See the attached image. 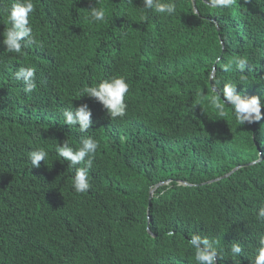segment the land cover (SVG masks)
<instances>
[{"label": "trees", "instance_id": "trees-1", "mask_svg": "<svg viewBox=\"0 0 264 264\" xmlns=\"http://www.w3.org/2000/svg\"><path fill=\"white\" fill-rule=\"evenodd\" d=\"M34 2L38 44L19 54L0 44V264H195L192 234L220 240L218 264H235L227 249L238 240L240 264H250L264 232V119L239 126L208 97L231 79L264 99V0L223 10L176 0L173 16L148 11L146 20L141 0ZM93 6L104 21L86 19ZM8 26L0 12V33ZM234 55L248 57L243 80L221 71ZM23 66L37 69L35 92L14 78ZM114 75L130 90L127 115L112 119L78 93ZM70 102L91 109L87 133L64 124ZM84 135L99 148L79 194L55 145L79 147ZM41 146L49 155L32 168L28 153Z\"/></svg>", "mask_w": 264, "mask_h": 264}, {"label": "clouds", "instance_id": "clouds-1", "mask_svg": "<svg viewBox=\"0 0 264 264\" xmlns=\"http://www.w3.org/2000/svg\"><path fill=\"white\" fill-rule=\"evenodd\" d=\"M210 7L218 9H229L237 4V0H205ZM250 0H245L249 3ZM3 3V0H0ZM142 11L145 13L141 19H147V12L153 11L157 14H165L173 16L176 13V0H141ZM36 4L34 0H12V3L0 8V12L6 15L8 27L2 35L0 44L4 46L7 53H21L22 49L27 45L38 44L37 34L34 32L30 22L32 14L35 12ZM106 13L103 7L93 6L88 9L86 19L90 23L104 21ZM223 48V44H221ZM217 63H220V57H217ZM235 68L240 75V79H245L246 70H250L249 60L246 55H234L226 63L221 64V71L229 73ZM35 66L20 67L14 73L17 81H23L25 93L35 92L37 89ZM216 72L213 65L212 73ZM212 77L209 83H212ZM238 83L234 80H228L223 83L222 88L212 83V95L208 97V102L220 117L228 115L226 106H230L232 114L235 117L237 125H251L259 123L264 119L261 109L264 108V99L261 96L243 95L237 91ZM130 85L124 75H114L109 78L101 79L94 85L82 88L78 97L88 96L94 98L106 110L108 116L112 119L123 118L127 115L126 95L129 93ZM197 95L203 96V90H198ZM78 98V99H79ZM64 124L77 127L80 133H87L93 123L92 111L88 104L83 103L77 107H66L61 113ZM99 148L98 140L91 135H84L79 141V147H74L66 139L55 145L57 155L69 163L74 169V175L71 178L72 189L79 194L89 191L91 184L89 180L90 169L92 168L95 154ZM49 152L46 147L36 148L28 153V159L32 168L40 167V162L45 161ZM78 165H82L79 166ZM259 219L264 220V206L259 207L257 211ZM171 235V233H170ZM256 239L258 246L254 256L250 259V264H264V232L257 234ZM188 245L194 249L195 264H218V261L225 259V249L220 246V240L202 236L200 234H192L188 240ZM244 248L237 240L230 244L227 249L228 258L240 264L239 257L243 256Z\"/></svg>", "mask_w": 264, "mask_h": 264}, {"label": "water", "instance_id": "water-1", "mask_svg": "<svg viewBox=\"0 0 264 264\" xmlns=\"http://www.w3.org/2000/svg\"><path fill=\"white\" fill-rule=\"evenodd\" d=\"M193 2H194V0H193ZM236 169H237V168H234V169L231 171V173H232L233 171H235ZM183 184H186V183H183ZM153 191H154V190H151V191H150V193H149V198L152 196Z\"/></svg>", "mask_w": 264, "mask_h": 264}]
</instances>
